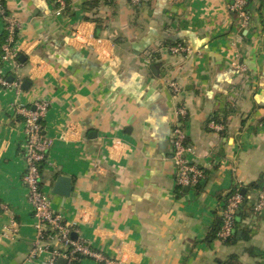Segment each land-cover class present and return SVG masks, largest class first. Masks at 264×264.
<instances>
[{"label":"crops","instance_id":"obj_1","mask_svg":"<svg viewBox=\"0 0 264 264\" xmlns=\"http://www.w3.org/2000/svg\"><path fill=\"white\" fill-rule=\"evenodd\" d=\"M62 1L60 13L55 0L4 2L20 65L0 62V73L20 85L0 84V264H36L26 261L36 232L19 108L40 100L52 140L41 187L76 238L111 260L78 264H232V254L264 264V219L252 208L264 189V0H249L245 15L232 0ZM178 42L189 50L171 53ZM178 105L199 187L175 184ZM60 175L67 196L52 192ZM233 188L249 200L225 243L212 228Z\"/></svg>","mask_w":264,"mask_h":264},{"label":"built area","instance_id":"obj_2","mask_svg":"<svg viewBox=\"0 0 264 264\" xmlns=\"http://www.w3.org/2000/svg\"><path fill=\"white\" fill-rule=\"evenodd\" d=\"M60 7L56 13H60L63 1L57 0ZM249 0H232L230 8L233 12L245 15V6ZM0 16L3 19L7 35L2 45L0 62L9 64L12 72L20 65L14 48L16 34L19 24L17 20L5 12V8L0 0ZM171 53L188 51V47L176 43L169 47ZM0 84L2 86H12L19 88L20 81H9L5 74L0 73ZM169 87L174 93L180 90V86L174 81L169 82ZM48 107L46 100L35 102L33 108H19L25 118L23 120V158L25 170L23 182L27 189L28 198L32 206L34 216L35 238L30 247L26 261H33L36 264H57L60 258L65 259L64 264H78L83 257H91L97 260L111 263L101 252L91 249L82 239L72 238L73 226L62 219L50 204V197L41 187V164L46 159L47 152L52 144L51 138L46 135L41 124V119L45 116ZM176 124L172 128V160L175 168V184L177 186H194L203 178L204 172L199 166L189 160L188 154L193 150L191 144L186 142V135L183 129V122L187 116V110L183 105H178L174 109ZM212 128L220 129L219 125L210 124ZM242 200V195L238 189L225 201L223 209L220 211L222 224L217 232L219 239L230 236L236 210ZM254 212H260L264 208V189L258 194L253 206Z\"/></svg>","mask_w":264,"mask_h":264},{"label":"trees","instance_id":"obj_3","mask_svg":"<svg viewBox=\"0 0 264 264\" xmlns=\"http://www.w3.org/2000/svg\"><path fill=\"white\" fill-rule=\"evenodd\" d=\"M52 1H53V0H52ZM114 1H115V0H89V1L86 2V6H87V8H90V9H96V8L98 7V5H99L100 3H102V2L105 3V4H108V5H113V4H114ZM4 2H5V0H1V4H2V6L5 8ZM64 3H65V1H64ZM54 5H55L56 8L60 7L59 2H57L56 0H55V2H54ZM62 10L67 11L66 4H64V5L62 6ZM5 12L7 13L6 9H5ZM5 38H6V32L4 31V32H2V33L0 34V51H1V53L3 52V51L1 50V46H2V44H4V42H5ZM40 122H41V124H42V119H41ZM198 166H199V165H198ZM199 168H201V167L199 166ZM201 169L203 170V168H201ZM203 172H204V171H203ZM204 177H205V175L203 176L202 179H200V180L197 182V184H196L195 186L199 187V186L201 185V183H202ZM250 186H251V187H254V186H257V185H256L255 183H253V184H251ZM178 187L182 188L183 186H182V187H181V186H178ZM237 189H238V191L240 192L241 188H235V189L233 188L232 190L228 191L227 193H225L223 196L220 197V200H221V202H222V206H221L220 211L223 209V207H224V205H225V201L227 200V198H228L231 194H233V192H235ZM240 193H241V192H240ZM241 195H242V200H241V202H240V204H239V208H240L241 205H246L247 202H248V200H249L248 197H247V194H246V193H245V194H242V193H241ZM252 206H253V205H252ZM240 210H241V208H240ZM239 217H240V218L243 217V212L240 211V213H239ZM234 220H235V221H234V225H233V230H232L230 236H228V237L225 238V239H220V240L224 241L225 243H232V242H234V241L237 240V231L235 230V225L238 224V222H237V220H236V214H235V219H234ZM221 224H222V216H221V213H219V215L216 217V225H214V227L212 228V233H213L217 238H218V236H217V232H218V230L220 229ZM230 258H235V260H234V262H233L232 264H239V263H237L236 255L232 254V255L230 256Z\"/></svg>","mask_w":264,"mask_h":264},{"label":"water","instance_id":"obj_4","mask_svg":"<svg viewBox=\"0 0 264 264\" xmlns=\"http://www.w3.org/2000/svg\"><path fill=\"white\" fill-rule=\"evenodd\" d=\"M19 59H22V56H19ZM152 70H154V66H151ZM13 76H9L8 80L12 81ZM26 83V81L23 82V85ZM187 188V187H185ZM70 189H71V183H70V178L67 176H58L54 182V185L52 187V192L53 193H57L63 196H67L70 193ZM244 189L242 190L243 193ZM236 213H238V210L236 211ZM259 216L262 217L264 219V208L261 209V211L259 212ZM72 238H76L77 235L75 233L71 234ZM65 259L60 258L57 262V264H64Z\"/></svg>","mask_w":264,"mask_h":264}]
</instances>
